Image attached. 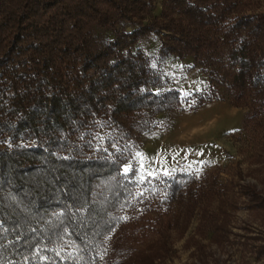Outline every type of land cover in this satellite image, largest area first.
<instances>
[{"label":"trees","instance_id":"trees-1","mask_svg":"<svg viewBox=\"0 0 264 264\" xmlns=\"http://www.w3.org/2000/svg\"><path fill=\"white\" fill-rule=\"evenodd\" d=\"M155 1L0 0V264H164L195 216L219 243L238 198L264 210L218 170H123L185 108L136 46L152 32L207 76L190 108L247 107L242 132L264 137V0Z\"/></svg>","mask_w":264,"mask_h":264},{"label":"rangeland","instance_id":"rangeland-1","mask_svg":"<svg viewBox=\"0 0 264 264\" xmlns=\"http://www.w3.org/2000/svg\"><path fill=\"white\" fill-rule=\"evenodd\" d=\"M161 1H155L153 15L159 13ZM136 46L181 92L185 108L160 113L155 127L144 136L142 147L123 170L127 167L130 171L135 165L139 178L174 170L197 176L218 170L226 185L255 186L263 202L258 206L264 209V137L262 133L242 132L247 107L213 99L196 110L190 108V95L208 86L207 76L193 64V57H160L159 36L154 32L140 38ZM247 203L241 196L238 204L228 209V222L219 243L195 232L197 216L181 235L171 232V251L164 264H264V254H256L264 245V210L250 208Z\"/></svg>","mask_w":264,"mask_h":264},{"label":"snow or ice","instance_id":"snow-or-ice-1","mask_svg":"<svg viewBox=\"0 0 264 264\" xmlns=\"http://www.w3.org/2000/svg\"><path fill=\"white\" fill-rule=\"evenodd\" d=\"M137 155L139 156L140 154L137 153ZM124 171H125V172H128V171H129V168L126 167V168L124 169ZM150 174H152V173H150ZM165 174H167V172H166ZM141 180H143V177H141Z\"/></svg>","mask_w":264,"mask_h":264}]
</instances>
